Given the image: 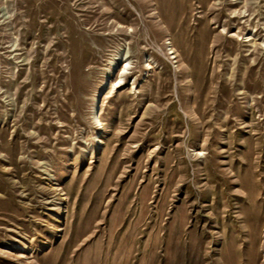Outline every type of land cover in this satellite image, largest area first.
I'll return each instance as SVG.
<instances>
[{"label": "rangeland", "instance_id": "1", "mask_svg": "<svg viewBox=\"0 0 264 264\" xmlns=\"http://www.w3.org/2000/svg\"><path fill=\"white\" fill-rule=\"evenodd\" d=\"M0 264H264V0H0Z\"/></svg>", "mask_w": 264, "mask_h": 264}]
</instances>
